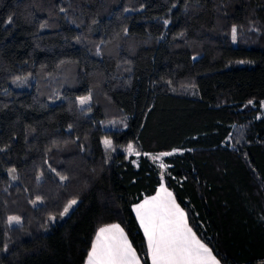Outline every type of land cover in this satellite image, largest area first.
<instances>
[{
    "label": "trees",
    "instance_id": "1",
    "mask_svg": "<svg viewBox=\"0 0 264 264\" xmlns=\"http://www.w3.org/2000/svg\"><path fill=\"white\" fill-rule=\"evenodd\" d=\"M263 102L264 0H0V264H86L114 223L151 264L161 182L221 264H264Z\"/></svg>",
    "mask_w": 264,
    "mask_h": 264
},
{
    "label": "snow or ice",
    "instance_id": "2",
    "mask_svg": "<svg viewBox=\"0 0 264 264\" xmlns=\"http://www.w3.org/2000/svg\"><path fill=\"white\" fill-rule=\"evenodd\" d=\"M236 32V28L233 27V40L236 39ZM87 99L88 97H81L80 103L84 104ZM104 143L111 147L110 140L106 139ZM127 151L140 155L133 144L127 146ZM168 155L172 153L165 152L154 157L160 161L162 169L166 166L161 157ZM161 177L163 179V173ZM75 203V200L70 201L64 208V213ZM134 210L147 238L151 264H220L211 249L199 240L189 227L184 209L176 202L172 192L163 182L155 196L146 197L134 206ZM14 219L18 218L10 217V220ZM86 264H141V260L125 235L124 229L119 224H111L97 230L87 254Z\"/></svg>",
    "mask_w": 264,
    "mask_h": 264
},
{
    "label": "rangeland",
    "instance_id": "3",
    "mask_svg": "<svg viewBox=\"0 0 264 264\" xmlns=\"http://www.w3.org/2000/svg\"><path fill=\"white\" fill-rule=\"evenodd\" d=\"M124 63L125 62H123V63H121L122 65H124ZM73 74V71H69L68 70V66H62V67H60L59 68V70H58V75H59V77L60 78H64V80H63V84H65V83H69V80H70V78H72L71 77V75ZM49 76V75H48ZM38 78H39V80L41 81V83H43L44 84V81L46 80V78H47V72L46 71H41L40 72V74H39V76H38ZM61 88V87H60ZM55 97H57V99H61V95H60V92H59V90L55 93ZM88 97V96H87ZM81 98V97H80ZM81 104V103H80ZM87 105H90V98L88 97V99H87V101L84 103V104H81V106L83 107V106H87ZM264 116V102L262 103V106H261V112H260V114H259V117H263ZM136 150V149H135ZM127 151V150H126ZM180 153L181 152V150L180 149H178V150H175V151H173V152H169V153H172V154H175V153ZM127 153H128V156H135V161H137L138 159V157H137V155H135V153L133 152V153H130V152H128L127 151ZM159 154H161V153H156V154H149L148 156H149V158L151 159V160H153L154 162H156L159 166H160V161H157V160H155L154 159V157H156V156H158ZM170 155H168V156H162L161 157V160L163 161V163H164V165L167 167L168 166V163H167V159L166 158H168ZM165 167V168H166ZM165 168H163L162 170H164ZM164 183V182H163ZM165 184V183H164ZM166 185V184H165ZM76 201V203L75 204H73V205H71V207L69 208V210L66 212V213H64V211L62 212L63 213V215L64 216H66V215H68L75 207H76V205L78 204V200H75ZM40 202H41V200L40 199H37V200H35L34 201V203H33V205L34 206H37V205H39L40 204ZM69 204V203H68ZM25 210H27V208H25ZM30 213V212H29ZM31 214V213H30ZM13 217H16V218H18V219H14V220H10L9 219V222L11 223V224H16V225H21L22 224V220L20 219V217H21V215H20V217L19 216H13Z\"/></svg>",
    "mask_w": 264,
    "mask_h": 264
},
{
    "label": "crops",
    "instance_id": "4",
    "mask_svg": "<svg viewBox=\"0 0 264 264\" xmlns=\"http://www.w3.org/2000/svg\"><path fill=\"white\" fill-rule=\"evenodd\" d=\"M164 184V183H163ZM165 185V184H164ZM165 187L169 190V191H171L166 185H165ZM159 188H160V185H158L157 186V190H156V192L153 194V195H150V196H146V197H151V196H155L156 195V193H157V191L159 190ZM172 192V191H171ZM172 194H173V196L175 197V195H174V193L172 192ZM146 197H144L141 201H143ZM175 199H176V197H175ZM141 201H139L138 203H135L133 206H132V209H133V212H134V214H135V216H136V212H135V210H134V206L136 205V204H139ZM176 202L180 205V203L178 202V200L176 199ZM180 207H181V205H180ZM182 208V207H181ZM185 211V210H184ZM186 213V212H185ZM136 218H137V216H136ZM138 220V219H137ZM188 220V219H187ZM139 222V221H138ZM114 224H119V223H114ZM109 225H111V224H109ZM120 225V224H119ZM140 225V224H139ZM188 225H189V227H191L190 226V224H189V222H188ZM120 227L121 228H123L121 225H120ZM192 228V227H191ZM141 230H142V232H143V234H144V231H143V229L141 228ZM192 230H193V232L196 234V237L199 239V240H201L200 239V237L197 235V233L194 231V229L192 228ZM124 233H125V235L127 236V234H126V232L124 231ZM145 236V235H144ZM95 238V237H94ZM127 238H128V236H127ZM146 238V237H145ZM128 240H129V238H128ZM146 241H147V238H146ZM202 241V240H201ZM129 242H130V240H129ZM203 243H205L204 241H202ZM131 243V242H130ZM206 244V243H205ZM132 245V244H131ZM209 248H210V246L208 245V244H206ZM132 247H133V245H132ZM134 248V247H133ZM135 249V248H134ZM211 249V248H210ZM211 251H212V249H211ZM137 253V252H136ZM212 254L215 256V254L213 253V251H212ZM137 256L139 257V255H138V253H137ZM216 257V256H215ZM140 258V257H139ZM216 259L218 260V258L216 257ZM141 260V259H140ZM150 261H151V259H150ZM219 261V260H218ZM220 262V261H219ZM141 264H142V262H141ZM221 264V263H220Z\"/></svg>",
    "mask_w": 264,
    "mask_h": 264
}]
</instances>
